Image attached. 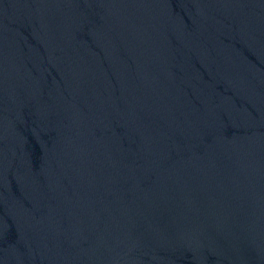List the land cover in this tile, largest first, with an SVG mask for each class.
<instances>
[{"label": "water", "instance_id": "1", "mask_svg": "<svg viewBox=\"0 0 264 264\" xmlns=\"http://www.w3.org/2000/svg\"><path fill=\"white\" fill-rule=\"evenodd\" d=\"M0 264H264V0H0Z\"/></svg>", "mask_w": 264, "mask_h": 264}]
</instances>
